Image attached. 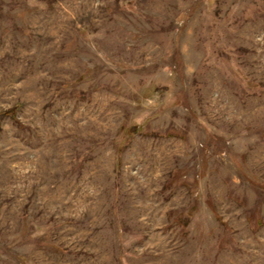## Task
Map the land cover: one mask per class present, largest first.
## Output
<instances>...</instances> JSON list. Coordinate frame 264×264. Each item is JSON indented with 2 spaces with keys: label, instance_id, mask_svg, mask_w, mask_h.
<instances>
[{
  "label": "rangeland",
  "instance_id": "rangeland-1",
  "mask_svg": "<svg viewBox=\"0 0 264 264\" xmlns=\"http://www.w3.org/2000/svg\"><path fill=\"white\" fill-rule=\"evenodd\" d=\"M0 264H264V0H0Z\"/></svg>",
  "mask_w": 264,
  "mask_h": 264
},
{
  "label": "trees",
  "instance_id": "trees-1",
  "mask_svg": "<svg viewBox=\"0 0 264 264\" xmlns=\"http://www.w3.org/2000/svg\"><path fill=\"white\" fill-rule=\"evenodd\" d=\"M13 113V111H5L4 113H2L1 115H4V114H12Z\"/></svg>",
  "mask_w": 264,
  "mask_h": 264
}]
</instances>
